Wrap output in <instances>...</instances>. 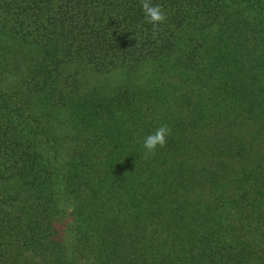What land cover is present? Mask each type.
<instances>
[{
  "label": "trees",
  "instance_id": "1",
  "mask_svg": "<svg viewBox=\"0 0 264 264\" xmlns=\"http://www.w3.org/2000/svg\"><path fill=\"white\" fill-rule=\"evenodd\" d=\"M151 3L0 0V264H264V0Z\"/></svg>",
  "mask_w": 264,
  "mask_h": 264
},
{
  "label": "clouds",
  "instance_id": "2",
  "mask_svg": "<svg viewBox=\"0 0 264 264\" xmlns=\"http://www.w3.org/2000/svg\"><path fill=\"white\" fill-rule=\"evenodd\" d=\"M141 9L145 20L153 25L155 29L159 24L166 21V13L159 4H152L151 0H140ZM171 134V129L167 125H161L154 133L147 135L143 141V147L146 149V155H154L158 147L163 148L167 143V137Z\"/></svg>",
  "mask_w": 264,
  "mask_h": 264
}]
</instances>
